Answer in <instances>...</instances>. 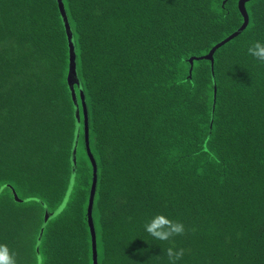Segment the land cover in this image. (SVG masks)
I'll use <instances>...</instances> for the list:
<instances>
[{"label": "trees", "instance_id": "trees-1", "mask_svg": "<svg viewBox=\"0 0 264 264\" xmlns=\"http://www.w3.org/2000/svg\"><path fill=\"white\" fill-rule=\"evenodd\" d=\"M97 163L98 264H264V0H63ZM57 0H0V244L17 264H94V168ZM71 181V185H69ZM68 194V207L59 204ZM156 216L184 225L157 241Z\"/></svg>", "mask_w": 264, "mask_h": 264}, {"label": "water", "instance_id": "water-1", "mask_svg": "<svg viewBox=\"0 0 264 264\" xmlns=\"http://www.w3.org/2000/svg\"><path fill=\"white\" fill-rule=\"evenodd\" d=\"M252 0H240L238 4V8L243 16V24L230 36H228L226 39L222 40L220 43L216 44L207 55H204L202 57H192L189 59V62L191 64V72L193 69V65L195 61L198 60H208L211 62V68H212V77H213V82H214V87L216 90V84H215V74H214V55L218 49H220L222 46L226 45L228 42L233 40L234 38L238 37L240 34H242L248 27L249 22H250V17L247 11V3ZM58 6L60 9L61 17L65 26L66 34L68 37V42H69V48H70V68H69V75H68V84L70 86V89L72 91L73 95V100L75 101V106H76V117H77V124L78 128L76 131V139L74 142L73 146V151H72V161L74 164V173L76 170V163H77V149H78V144H79V138H80V109L79 105L77 102V95L75 92V86L78 87L80 96L82 99V105H83V110H84V115H85V140H86V145H87V151L89 153V157L92 161L93 168H94V177H93V183H92V188H91V194H90V200H89V207H88V220H89V225L91 228L92 232V240H93V252H94V264H98L97 260V250H96V234L94 230V224H93V205H94V198H95V193H96V187H97V163L96 160L94 159L91 150H90V143H89V126H88V110L86 106V100H85V95L84 91L81 85V81L78 76V71H77V55H76V46H75V41H74V35L72 28L70 26V22L68 19V15L66 13L65 5L63 0H57Z\"/></svg>", "mask_w": 264, "mask_h": 264}, {"label": "clouds", "instance_id": "clouds-1", "mask_svg": "<svg viewBox=\"0 0 264 264\" xmlns=\"http://www.w3.org/2000/svg\"><path fill=\"white\" fill-rule=\"evenodd\" d=\"M247 54L258 62H264V43L255 41L247 48ZM71 185V181H69ZM70 196L65 195L59 204V208L68 207ZM143 231L157 241H168L176 235L184 233V225L163 216H156L143 225ZM167 257V264H179L183 257L182 249L167 248L164 253ZM0 264H17L15 253L5 244H0Z\"/></svg>", "mask_w": 264, "mask_h": 264}]
</instances>
